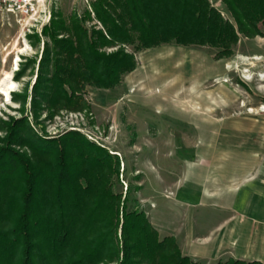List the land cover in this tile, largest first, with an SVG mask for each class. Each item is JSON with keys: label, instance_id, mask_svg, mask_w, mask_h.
Segmentation results:
<instances>
[{"label": "rangeland", "instance_id": "obj_1", "mask_svg": "<svg viewBox=\"0 0 264 264\" xmlns=\"http://www.w3.org/2000/svg\"><path fill=\"white\" fill-rule=\"evenodd\" d=\"M96 1L54 0L42 23L0 16V84L10 73L15 85L9 99L0 92V150L15 132L13 124L23 119L29 128L20 136L31 143L57 146L63 136L79 134L119 159L118 181H110L116 182L113 192L123 201L130 190L128 208L143 211L161 240L173 238L181 254L198 264L240 261L230 238L205 257H188L187 222L192 208L202 204L198 214L207 230L225 220L219 229L224 235L247 222L264 226V26L258 25L261 35L237 31L239 39L224 57L209 45L165 44L139 52L123 46L136 68L117 86H85L76 93L81 102L71 109L49 104L42 95L52 84H39L44 62L50 77L56 58L65 57L55 49V38L75 41L73 33H54L52 23L70 28L76 18L88 39L95 32L106 36L92 8ZM209 3L236 27L222 0ZM120 48L99 52L111 55ZM11 148L35 159L26 145ZM195 187L209 199L198 198ZM257 237L264 259V229Z\"/></svg>", "mask_w": 264, "mask_h": 264}, {"label": "trees", "instance_id": "obj_2", "mask_svg": "<svg viewBox=\"0 0 264 264\" xmlns=\"http://www.w3.org/2000/svg\"><path fill=\"white\" fill-rule=\"evenodd\" d=\"M222 2L236 27L209 0H97L92 8L106 36L95 32L91 40L76 18L70 28L52 23L54 33H73L75 41L55 38V49L65 57L56 58L50 77L44 62L39 84L52 85L42 96L71 109L81 102L76 93L85 86H117L136 68L125 46L139 52L165 44L209 45L224 57L238 41L237 31L262 34L264 0ZM107 46L121 48L111 55L99 52ZM12 127L14 135L10 132L0 150V264H198L181 254L173 238L161 240L143 211L128 208L130 190L123 201L113 192L116 182L110 181H118L120 171L116 156L76 133L50 146L20 136L29 128L25 119ZM12 145L28 146L35 159Z\"/></svg>", "mask_w": 264, "mask_h": 264}, {"label": "crops", "instance_id": "obj_3", "mask_svg": "<svg viewBox=\"0 0 264 264\" xmlns=\"http://www.w3.org/2000/svg\"><path fill=\"white\" fill-rule=\"evenodd\" d=\"M198 198H202L203 201L208 200L209 198L206 191H202L199 187L193 188ZM195 199V196H193ZM198 204V201L193 200L192 203ZM202 205V204H201ZM200 204L195 205L190 211L189 219L187 222V235H186V249L187 256L190 258H202L208 255L209 250L221 249L224 244H228V239L236 242L235 250H237V256L240 261L246 263L250 262H260L264 264V259L260 258L261 255L258 253V234L260 229H264L260 226V223L257 221L247 222L248 224L235 225L233 230L227 232V235L222 234L223 231H219L222 225L226 224L227 220L221 221L218 225L212 229L207 230L203 226V222L199 218V208ZM198 214V217H197ZM202 226L203 230L200 228ZM178 232V231H177ZM219 232L221 233L220 235ZM217 234V236L212 237V235ZM177 235L179 233H176ZM176 234H173L174 237H178ZM222 235V236H221ZM234 235V237H233ZM232 237L234 239H232ZM226 244V245H227ZM225 245V246H226ZM212 250V251H213ZM211 253V252H210Z\"/></svg>", "mask_w": 264, "mask_h": 264}, {"label": "built area", "instance_id": "obj_4", "mask_svg": "<svg viewBox=\"0 0 264 264\" xmlns=\"http://www.w3.org/2000/svg\"><path fill=\"white\" fill-rule=\"evenodd\" d=\"M54 0H0V16L17 23H42L51 15Z\"/></svg>", "mask_w": 264, "mask_h": 264}, {"label": "bare ground", "instance_id": "obj_5", "mask_svg": "<svg viewBox=\"0 0 264 264\" xmlns=\"http://www.w3.org/2000/svg\"><path fill=\"white\" fill-rule=\"evenodd\" d=\"M5 85V88H1L2 85ZM15 87L14 81L11 80V74L6 73L4 79L2 80L0 84V92L3 97H6L7 99L10 98L11 93L13 94L15 91H13V88Z\"/></svg>", "mask_w": 264, "mask_h": 264}]
</instances>
